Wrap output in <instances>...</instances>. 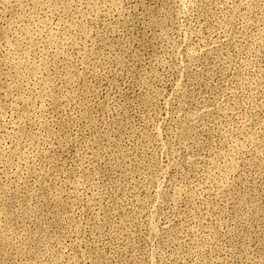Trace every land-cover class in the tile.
Wrapping results in <instances>:
<instances>
[{
	"label": "rangeland",
	"instance_id": "rangeland-1",
	"mask_svg": "<svg viewBox=\"0 0 264 264\" xmlns=\"http://www.w3.org/2000/svg\"><path fill=\"white\" fill-rule=\"evenodd\" d=\"M0 264H264V0H0Z\"/></svg>",
	"mask_w": 264,
	"mask_h": 264
}]
</instances>
